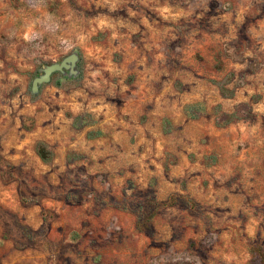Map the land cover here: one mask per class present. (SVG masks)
I'll list each match as a JSON object with an SVG mask.
<instances>
[{
    "label": "rangeland",
    "instance_id": "374dc122",
    "mask_svg": "<svg viewBox=\"0 0 264 264\" xmlns=\"http://www.w3.org/2000/svg\"><path fill=\"white\" fill-rule=\"evenodd\" d=\"M74 50L79 76L33 95L37 68ZM174 98L183 123L162 117L155 146L142 128ZM148 155L143 187L130 171ZM0 157V264H251L264 0H0Z\"/></svg>",
    "mask_w": 264,
    "mask_h": 264
},
{
    "label": "crops",
    "instance_id": "0c3cea01",
    "mask_svg": "<svg viewBox=\"0 0 264 264\" xmlns=\"http://www.w3.org/2000/svg\"><path fill=\"white\" fill-rule=\"evenodd\" d=\"M182 98L177 99L174 98L172 101V107L171 109L168 108V105L166 104V106H164L163 104L156 106L154 109H152L149 112V116L150 118H152V120L150 122H147V124H145L142 128V130H144V132L146 133V137L147 140L151 142H154L155 146H160V136H163V125L161 124V118L167 116L168 118H171V124H173V127L175 128H180L181 125L183 123V121H179V119H181V114H182ZM168 131V130H167ZM155 136V137H154ZM149 143V144H150ZM164 144V143H162ZM159 151L155 149V153ZM126 154L131 153V151H125ZM157 153V154H158ZM147 155L148 151L146 150L145 153L144 152H134L133 155H131V157H133L134 159H138L139 157L141 158V156L143 155ZM156 155V154H155ZM150 156V155H148ZM159 156V155H158ZM154 163L157 162L155 165L158 166V163L161 162L160 157L157 158H152V155L149 157V162H146V167H141L137 170H131L130 174H133V176L136 178L137 180V184H141L143 187L149 185V182L151 180V178L154 176V174L156 173V170L152 167L148 168V164H150V162ZM145 162V161H144Z\"/></svg>",
    "mask_w": 264,
    "mask_h": 264
},
{
    "label": "water",
    "instance_id": "95a60500",
    "mask_svg": "<svg viewBox=\"0 0 264 264\" xmlns=\"http://www.w3.org/2000/svg\"><path fill=\"white\" fill-rule=\"evenodd\" d=\"M79 60V52L74 50L59 60L40 65L30 83L31 93L36 95L42 84L50 82L54 73H59L63 78H77L80 74Z\"/></svg>",
    "mask_w": 264,
    "mask_h": 264
},
{
    "label": "trees",
    "instance_id": "16d2710c",
    "mask_svg": "<svg viewBox=\"0 0 264 264\" xmlns=\"http://www.w3.org/2000/svg\"><path fill=\"white\" fill-rule=\"evenodd\" d=\"M36 153L43 162H47L52 156L51 152L47 149L44 143H39L37 145ZM5 166H8V163L2 157H0V167ZM254 251L255 252L251 259V264H264V251L259 247H255Z\"/></svg>",
    "mask_w": 264,
    "mask_h": 264
},
{
    "label": "clouds",
    "instance_id": "9594fccd",
    "mask_svg": "<svg viewBox=\"0 0 264 264\" xmlns=\"http://www.w3.org/2000/svg\"><path fill=\"white\" fill-rule=\"evenodd\" d=\"M42 2V0H35V4H40ZM56 27L58 28L59 25L57 24ZM35 36V33H33L32 35L28 36L27 39L31 40L33 39V37Z\"/></svg>",
    "mask_w": 264,
    "mask_h": 264
}]
</instances>
